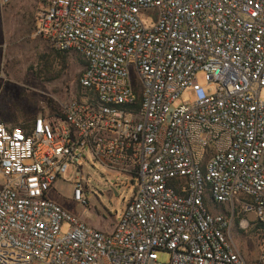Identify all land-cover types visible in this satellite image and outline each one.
Listing matches in <instances>:
<instances>
[{
	"label": "built area",
	"instance_id": "built-area-1",
	"mask_svg": "<svg viewBox=\"0 0 264 264\" xmlns=\"http://www.w3.org/2000/svg\"><path fill=\"white\" fill-rule=\"evenodd\" d=\"M33 33L83 59L91 96L0 120V264H248L228 230L264 223V0H43ZM89 161L130 189L108 231L49 196L70 165L85 205Z\"/></svg>",
	"mask_w": 264,
	"mask_h": 264
},
{
	"label": "rangeland",
	"instance_id": "rangeland-1",
	"mask_svg": "<svg viewBox=\"0 0 264 264\" xmlns=\"http://www.w3.org/2000/svg\"><path fill=\"white\" fill-rule=\"evenodd\" d=\"M42 1L0 2V120L8 125L22 124L42 111L49 113L47 99L55 102L58 110L63 102L82 96L75 91L77 75L82 68L79 56L67 52L66 63L61 66L49 44L33 33L34 13ZM195 79L202 86L206 84L201 71L195 73ZM260 97L264 98V89ZM192 100V93L183 90L173 105H188ZM82 168L85 205L70 199V179L74 170L70 165L63 174V181L55 182L49 196L85 224L108 231L118 220L121 206L130 196V189L113 185L123 178L106 173L103 166L96 162H84ZM205 204L212 212L225 215H229L232 209L231 205L215 203L208 197ZM244 220L248 221L247 225L240 224ZM263 224L253 219L252 215L242 213H234L230 221L229 239L248 264H264ZM65 226L62 224L61 231ZM157 257L165 263L168 254L157 251Z\"/></svg>",
	"mask_w": 264,
	"mask_h": 264
},
{
	"label": "trees",
	"instance_id": "trees-1",
	"mask_svg": "<svg viewBox=\"0 0 264 264\" xmlns=\"http://www.w3.org/2000/svg\"><path fill=\"white\" fill-rule=\"evenodd\" d=\"M53 56H54V58L57 60V62L61 66L64 63H66V52H58V51L53 50ZM79 63L83 67L84 61H83V59L80 56H79ZM81 70H82V68H81ZM80 71H79V73H80ZM79 73H78L77 77L79 76ZM77 84H78V82H77ZM75 91H76V94H78V95H82V96L83 95H88V96H91V93L88 90L82 88L79 84L75 88ZM46 104H47L49 113H51V114H57L58 113L57 106H56V103L55 102L51 101L50 99H47V103Z\"/></svg>",
	"mask_w": 264,
	"mask_h": 264
}]
</instances>
